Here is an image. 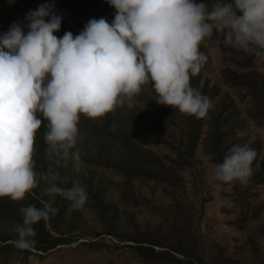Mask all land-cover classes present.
Instances as JSON below:
<instances>
[{
  "label": "trees",
  "instance_id": "obj_1",
  "mask_svg": "<svg viewBox=\"0 0 264 264\" xmlns=\"http://www.w3.org/2000/svg\"><path fill=\"white\" fill-rule=\"evenodd\" d=\"M203 2L211 9L216 0ZM41 3L50 5V12L66 9L77 18L84 16L85 24L90 19L114 20L116 14L108 0ZM206 46L215 47L222 55L225 67L219 78L222 85L237 91L236 97L222 93L217 84H210L206 75L210 48ZM200 51L207 60L191 78V86L211 102L212 107L203 118L158 104L153 86L148 83L134 97L131 108L126 104L117 106L96 119L81 115L77 145L57 163L44 140L48 122L37 113L43 121L36 132L33 157L39 184L23 200L0 197V264H14L29 255L47 253L69 244L73 237L101 235L127 243L124 247L133 264H237L224 248L208 246L200 234L206 203L202 188L205 159L211 166L220 163L236 144L255 149L252 175L246 183H222L229 189L226 196L237 212L232 224L239 231L248 232L253 259H264L256 248L257 239L264 235V139L242 134L247 125L264 128V75L253 68L255 61H264V57L226 46L223 34L215 31L211 39L201 43ZM55 172L60 175L56 182L59 187L85 186L87 201L74 209L68 200L56 196L53 206L59 209L58 213L33 225L35 245L17 249L13 243L17 234L12 228L22 222L19 209L28 205L39 208L42 201L49 200L43 195L49 187L43 177ZM148 205L162 220L142 227L141 222L134 220L136 214L132 210ZM88 211L91 219L85 216Z\"/></svg>",
  "mask_w": 264,
  "mask_h": 264
},
{
  "label": "clouds",
  "instance_id": "obj_2",
  "mask_svg": "<svg viewBox=\"0 0 264 264\" xmlns=\"http://www.w3.org/2000/svg\"><path fill=\"white\" fill-rule=\"evenodd\" d=\"M108 3L116 10L112 23L90 19L75 36L54 35L61 18L50 15V5L26 14L27 34L14 23L0 36V197L23 200L39 184L33 157L43 121L37 113L48 122L44 140L59 163L77 145L81 115L96 119L117 106L131 108L148 83L158 104L205 117L211 102L191 86V78L207 60L200 45L214 31L223 34L226 46L264 57V0H216L211 9L203 0ZM255 157L250 145H233L211 166L209 179L246 183ZM43 178L49 200L19 209L22 222L12 228L17 249L35 245L33 225L58 213L56 196L74 209L87 201L85 186L59 187L58 172Z\"/></svg>",
  "mask_w": 264,
  "mask_h": 264
},
{
  "label": "rangeland",
  "instance_id": "obj_3",
  "mask_svg": "<svg viewBox=\"0 0 264 264\" xmlns=\"http://www.w3.org/2000/svg\"><path fill=\"white\" fill-rule=\"evenodd\" d=\"M41 2L42 0H0V36L7 33L14 23L20 24L24 33L27 34L29 21L25 19L26 14L29 11L37 10L42 5ZM50 15L61 18L60 29L54 33L58 38L69 31L73 36L78 35L86 25L84 16L77 18L68 14L66 9L59 12L52 10ZM45 19L47 20V17ZM105 19L110 24L113 21L111 18ZM206 48H210L208 50L210 64L206 71L210 84H217L221 87L222 93H229L236 97L237 91L230 86L222 85L223 80L219 78L220 70L225 67L222 55L215 47L206 46ZM253 68L264 75L263 60H256ZM242 134L264 139V128L247 125ZM205 161L202 188L205 190L206 203L200 220L202 240L208 246L211 245L210 247L224 248L228 255L237 260V264H264V235L258 238L256 242L257 253L263 257V260L256 262L253 259V251L249 252L248 232L247 234L241 232L232 224L237 212L231 200L226 196L229 189L223 186L222 182L209 179L211 165L207 163L206 159ZM128 206L131 207L130 204ZM132 212L136 214L134 220L141 222L142 227L144 224L151 223L152 225L156 221L162 220L159 216H155V211L150 205L147 207L139 206ZM85 216L88 219L93 217L89 211L85 213ZM125 244L127 243L120 242L108 235H101L98 238L80 237L75 239L73 237L67 245L58 246L47 253L29 255L25 259H19L14 264H133L130 254L124 247Z\"/></svg>",
  "mask_w": 264,
  "mask_h": 264
}]
</instances>
